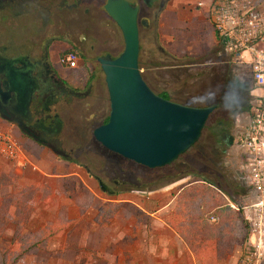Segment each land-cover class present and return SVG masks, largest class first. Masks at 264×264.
I'll list each match as a JSON object with an SVG mask.
<instances>
[{
  "label": "rangeland",
  "instance_id": "1",
  "mask_svg": "<svg viewBox=\"0 0 264 264\" xmlns=\"http://www.w3.org/2000/svg\"><path fill=\"white\" fill-rule=\"evenodd\" d=\"M106 28L105 36L114 38L119 51H123L125 41L120 27L110 20ZM140 42V70L152 90L156 93L168 92L173 98H182L201 106L220 104L219 109L208 119L198 142L175 162L160 168H149L127 159L96 139L95 128L111 111L103 75L98 99L93 95L88 99L92 102L89 109L81 108L72 113L75 130L70 145L76 147L77 153L69 163L22 135L7 119L0 117V132L19 136L27 156L23 166L0 156V264H108L109 259L99 255V252L90 257L85 244L78 248L77 243L58 238L70 219V223L86 225L106 199L117 194L101 189L100 181L92 177L87 168L104 183L111 182L112 177L123 180L125 186L118 192L139 202H148L154 189L173 183L177 177H183L187 182L200 180V176L208 177L232 192L238 181L249 183L247 175L241 170L244 152L235 144L225 148L227 150L223 155L217 153L213 131L229 103L231 119L233 123L237 120L235 132L239 129L238 124L244 122L243 106L237 102L251 97V69L225 53L209 11L196 8L193 0H167L157 22L152 20L149 28L141 27ZM241 92L244 96L240 98ZM235 97L238 100H234ZM98 109L102 110L99 115L96 114ZM43 157L64 162L63 166L56 167V172L70 174L76 169L78 174L72 173L60 181L50 179L38 186L39 175L29 163H37ZM218 174L224 175L225 180ZM245 195L248 200L245 205L251 207L244 213L245 222H237L238 240L242 241L238 257L242 259L244 251L251 245L247 244L250 237L254 236L255 243L262 237V256L258 264H264V205L253 206L259 199L252 188L245 190ZM90 204L93 207L89 210ZM32 208L37 211L35 214L31 212ZM113 209L115 206L111 204L103 215L106 219L97 221L100 225L109 226L102 228L105 233L118 223H124L126 227L130 224ZM241 210L243 213L244 210ZM246 214L252 220H248ZM147 219L152 222L149 217L139 216L142 224L136 232L139 238L145 235ZM60 224L65 228H58ZM55 232L57 234L52 237ZM42 235L45 236L43 243L36 244L35 241ZM245 242L247 247H244Z\"/></svg>",
  "mask_w": 264,
  "mask_h": 264
},
{
  "label": "flooded vegetation",
  "instance_id": "2",
  "mask_svg": "<svg viewBox=\"0 0 264 264\" xmlns=\"http://www.w3.org/2000/svg\"><path fill=\"white\" fill-rule=\"evenodd\" d=\"M157 1L139 0L140 29L149 28L152 20L157 22L167 0H159L158 5ZM106 2L0 0V86L7 91L6 80L20 76L14 69L28 68L31 70H26L24 77L39 85L30 104L31 119L25 121L24 129L7 121L35 143L69 160L77 153L76 147L70 145L75 130L72 113L81 108L89 109L92 102L88 99L93 95L98 99L102 75L106 81L99 58L108 54L116 58L123 52L119 51L114 38L105 36L110 20L114 21L105 10ZM70 52H76L80 57L75 69L65 62V56ZM4 73L10 77L6 78ZM14 94L13 91L10 95L13 97ZM243 96L241 92L239 97ZM234 100L238 99L235 97ZM244 101L246 99L241 98L237 103L241 106ZM217 105L216 110L220 107ZM225 109L213 131L216 150L222 153L227 148L229 135L234 137L235 145L237 127V120L233 123L231 119L230 103ZM6 112L14 116L9 107ZM101 113L98 109L96 114ZM56 115L63 123L59 131L53 133L51 125ZM109 115L102 124L107 122ZM87 169L100 181L101 189L110 194L125 186V182L116 177L103 185L101 179Z\"/></svg>",
  "mask_w": 264,
  "mask_h": 264
},
{
  "label": "crops",
  "instance_id": "3",
  "mask_svg": "<svg viewBox=\"0 0 264 264\" xmlns=\"http://www.w3.org/2000/svg\"><path fill=\"white\" fill-rule=\"evenodd\" d=\"M255 1L264 4V0ZM216 36L222 43L217 33ZM13 127L16 128L14 125ZM9 135L22 145L19 136ZM23 151L24 155L12 162L25 165L27 156L24 148ZM64 159L67 160L65 162H70L69 159ZM29 164L33 165L32 170L39 175L38 186L44 185L50 179L59 180L72 173L78 174L76 169L70 174L56 172V167L64 164L61 160L53 161L43 157L37 163L32 161ZM185 181L187 182V179L182 178L158 190L154 189L148 202H139L130 196H123V192H117L114 197L106 199L86 225L75 224L73 221L70 223L71 219L66 228L58 225V228H65L60 235L58 234V238L65 242L77 243L78 248L85 244L88 246L90 257L99 252V255L109 259L108 264H239L241 257H238V251L242 241L240 243L238 240L236 229L237 222L243 223L246 220L245 211L242 213L241 209L244 210L247 205L238 206L221 190L216 193L209 192L208 197L212 196V205L205 204L202 200L203 195L199 198L197 194L198 189L191 188L203 184L204 181L201 179L187 183ZM111 204L115 206L113 210L116 214L119 213L124 220L128 219L127 223L130 224L126 227L124 223H118L115 228H110L109 233H105L102 228L109 226L100 225L97 221L101 218L106 219L103 215ZM92 205L90 204L89 210L92 209ZM31 212L35 214L37 211L32 208ZM210 212L212 214L208 216ZM140 215L149 217L152 221L146 220L145 235L141 238L136 236L139 227L142 228ZM56 232L52 237L58 233ZM43 236L35 242L43 243L45 238Z\"/></svg>",
  "mask_w": 264,
  "mask_h": 264
},
{
  "label": "water",
  "instance_id": "4",
  "mask_svg": "<svg viewBox=\"0 0 264 264\" xmlns=\"http://www.w3.org/2000/svg\"><path fill=\"white\" fill-rule=\"evenodd\" d=\"M105 10L120 27L125 48L116 58L110 54L99 58L106 77L111 111L109 121L95 128L94 135L109 150L141 165L149 168L170 165L198 142L218 105H183L152 90L139 65V0H107ZM26 70L31 68L14 69L20 75L15 79L4 73L9 78L5 82L7 91L0 86L1 117L22 129L25 121L31 119L30 104L39 88L37 82L26 80ZM7 107L14 116L6 112ZM62 123V118L56 115L52 132L57 133ZM233 145L234 137L229 135L227 148Z\"/></svg>",
  "mask_w": 264,
  "mask_h": 264
},
{
  "label": "built area",
  "instance_id": "5",
  "mask_svg": "<svg viewBox=\"0 0 264 264\" xmlns=\"http://www.w3.org/2000/svg\"><path fill=\"white\" fill-rule=\"evenodd\" d=\"M198 9H207L216 33L222 40L225 53L243 66H249L251 97L238 124L235 144L244 152L241 170L258 196L254 207L264 205V4L255 0H193ZM65 62L70 68L79 66L76 52L67 53ZM24 155L22 145L8 133L0 132V156L9 160ZM245 206V205H244ZM247 205L244 208L247 213ZM247 215L248 220H252ZM213 220H216L212 217ZM254 237V236H253ZM250 237L239 264H258L262 256V237L255 243Z\"/></svg>",
  "mask_w": 264,
  "mask_h": 264
},
{
  "label": "trees",
  "instance_id": "6",
  "mask_svg": "<svg viewBox=\"0 0 264 264\" xmlns=\"http://www.w3.org/2000/svg\"><path fill=\"white\" fill-rule=\"evenodd\" d=\"M158 93V92H157ZM159 95L167 98V99H170V100H173L177 103H180V104H183V105H188V106H194V107H202L201 105H198V104H195V103H192V102H188V101H185L183 100L182 98H173L172 96L169 95L168 92H159L158 93ZM249 98L246 99V101L243 102L242 106H243V110H247L248 108V104H249ZM109 121V117L107 118V122ZM217 153H219L220 155H223V153L219 150H217ZM201 180L204 181L203 184H199V185H194L192 186L191 188H196L198 189L197 191V194L200 198L201 195H203V199L205 204H211V200H212V196L208 197L209 195V192H218V190H221V191H224L228 197L230 198V200H232L233 202H235L238 206H243L245 205L246 203H248V200L246 199V195H245V190L247 189H251L252 186L248 183H244L243 180H240L237 182V184H235V191L232 192L231 190L225 188L220 182H216L214 180H211L209 179L208 177H204V176H200ZM218 177L219 178H225L224 175H219L218 174ZM183 177H177V178H174V182L177 181V180H180L182 179ZM225 180V179H224ZM172 181V182H173ZM253 189V188H252ZM215 202V201H213ZM212 212H210L208 214V216H211ZM37 244V243H36Z\"/></svg>",
  "mask_w": 264,
  "mask_h": 264
}]
</instances>
